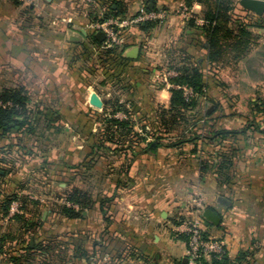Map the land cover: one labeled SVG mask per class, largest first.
I'll return each mask as SVG.
<instances>
[{"label": "crops", "instance_id": "1", "mask_svg": "<svg viewBox=\"0 0 264 264\" xmlns=\"http://www.w3.org/2000/svg\"><path fill=\"white\" fill-rule=\"evenodd\" d=\"M116 2L125 13L105 20L127 24L116 28L122 41L109 46L104 44L105 37L97 43L90 38L97 32L90 24L99 22L91 19L90 8L101 15L99 0H37L28 7L0 0V91L24 86L30 104L41 105L47 115L54 113L59 124L55 139L38 142L43 153L17 159L2 180L9 191L37 202L29 204L25 213H39L43 222L35 242L57 236L62 247L79 245L86 252L74 260L66 257L61 264H188L186 242L178 236L181 223L175 220L178 215L187 218L190 199L201 196L203 210L211 208L220 217L217 226L204 220L206 233L224 243L230 260L236 261L243 252L247 257L238 264H264V135L250 131L234 139L233 184L220 182L212 170L202 172L198 156L206 157L204 151L213 148L203 146L197 156L190 143L153 145L147 152L146 140L135 146L134 156L108 144V149L95 147L92 161L84 164L98 131L96 114L109 112L106 101L126 102L136 120L152 117L159 106H168L171 84L167 77L177 74L173 66L182 65L184 57L202 62L208 95L218 105L217 126L239 129L244 117L251 115V102L264 98V26L258 24L264 13L257 15L235 0L234 18L250 23L247 28L254 44L243 59L215 66L213 74L204 61L206 39L188 25L192 13L197 14L196 25L203 23L201 4ZM144 10L161 12V16L145 29L139 27L145 23H129ZM70 33L81 39H69ZM133 45L139 46L138 56L125 58L120 66L118 54L124 57ZM109 47L116 52L104 55L103 49ZM93 95L101 107L91 103ZM110 116L128 118L122 111ZM136 124L134 130L140 132ZM3 142L0 138V146ZM55 187L59 195L72 187L86 191L90 206L73 219L53 213ZM220 196L228 205L218 203ZM12 215L0 212L1 232L16 231ZM28 238L30 242L34 237ZM65 247L63 251L71 255L72 250ZM44 257L36 255L31 263L21 260L18 264H36ZM0 264L14 263L0 255Z\"/></svg>", "mask_w": 264, "mask_h": 264}, {"label": "trees", "instance_id": "2", "mask_svg": "<svg viewBox=\"0 0 264 264\" xmlns=\"http://www.w3.org/2000/svg\"><path fill=\"white\" fill-rule=\"evenodd\" d=\"M101 1L99 15L96 8H90V17L93 21H103L109 17H120L125 13L122 6L116 0H99ZM194 3L201 4L202 20L201 25H196L197 14L192 13L188 20V25L196 27L207 41V54L204 59L210 67L213 74H216L218 65H232L243 59L250 51L254 44V36L248 30L249 22L234 18V8L232 0H184L187 7ZM115 5V6H113ZM101 16V17H100ZM249 15H246L248 17ZM258 23L264 26V17H259ZM153 21L140 24V28H148ZM93 42H98L94 33L90 36ZM100 44V43H98ZM115 47L103 49V54L115 53ZM120 66L128 59L118 54ZM184 63L179 66H173L177 74L170 76L168 81L170 97L168 106H159L156 109L154 117H144L135 119L130 105L126 102H119L117 98L106 101L105 106L109 109L105 115L96 114V120L99 123L98 131L94 135L92 151L86 157L84 164L92 161L96 149H108V144L114 145L115 149L126 154L134 156L135 146L146 140L145 149L151 150L150 146L164 145L166 147H179L182 144H191V152L197 156L203 151V146L209 149L204 156H198L200 169L202 172L212 170L218 179L233 184V164H234V139L237 135L246 136L248 132L255 131L264 135V98L258 96L251 102V115L244 117L242 126L239 129H228L217 126L215 117L218 105L208 95L207 86L203 79L202 65L197 61H190L183 58ZM117 68V65H115ZM107 72H105L106 74ZM184 88L191 90L186 94ZM205 98V100H204ZM208 103L212 106L208 108ZM117 111L124 112L128 118L119 119L110 114ZM138 123L141 131L134 130ZM43 124V127L38 125ZM50 131V133H49ZM59 131V124L54 113L47 115L43 108L39 109L38 105L30 107V96L24 86L3 87L0 91V138L4 141L0 146V212L6 216L9 207L13 201H19L18 212L10 218L18 224L16 231L1 232L0 230V255L6 256L7 259L18 264L21 260L31 263L33 256L44 255L36 264H61V260L68 257L74 260L78 256H85L86 252L81 246L73 247L64 246L71 249L72 254L67 255L63 251L62 242L56 241V237L36 240L37 229L43 222L39 213H33L31 216L26 215L29 204H35L36 201L30 199L27 195H18L17 192L9 191L5 188L3 178L14 169V163L17 159L25 156L38 157L43 153L42 147L38 142L49 141L53 133ZM18 133L25 135H35L36 146H27L18 137ZM135 143V144H134ZM229 143V146L225 144ZM113 146V148H114ZM41 156H43L41 154ZM40 156V157H41ZM64 200L71 205L54 204L53 213L67 217L69 219L77 218L82 211L90 206V197L88 193L77 187H72L62 193ZM223 197V196H222ZM62 199L61 196L57 197ZM76 204L79 209L72 205ZM188 218V217H187ZM186 216L178 215L175 224H180L187 219ZM29 235L33 238V245H30ZM178 236L187 241V236L179 233ZM55 260L52 259L55 256ZM247 255L240 252L237 262L241 263ZM232 261L225 253L224 256L217 259L207 260L201 258L198 264H231Z\"/></svg>", "mask_w": 264, "mask_h": 264}, {"label": "built area", "instance_id": "3", "mask_svg": "<svg viewBox=\"0 0 264 264\" xmlns=\"http://www.w3.org/2000/svg\"><path fill=\"white\" fill-rule=\"evenodd\" d=\"M25 7L33 5L37 0H15ZM161 16V12L144 10L133 16L129 23H146L156 20ZM126 21L118 22L117 20H103L90 24L94 31H102L105 34V45L112 43H120L121 38L117 36V29L124 26ZM172 75V74H170ZM186 94H190L191 90L184 88ZM67 205H71L67 202ZM188 218L179 225L178 231L187 236L186 255L188 264H198L201 258L207 260L221 259L225 254L224 243L206 233V225L202 217L204 200L201 196H194L188 203ZM75 206V205H73ZM18 211V202L14 201L9 207V213L14 214ZM178 228V227H177Z\"/></svg>", "mask_w": 264, "mask_h": 264}, {"label": "water", "instance_id": "4", "mask_svg": "<svg viewBox=\"0 0 264 264\" xmlns=\"http://www.w3.org/2000/svg\"><path fill=\"white\" fill-rule=\"evenodd\" d=\"M239 3L243 8H245V9H247V10H249V11H251L257 15H262L264 13V0H239ZM80 32H81V34L86 35V32L84 29H81ZM94 35L99 41H102L105 37V34L102 31H97V32H95ZM68 38L72 39V40H80L81 35H75L73 33H70L68 35ZM138 53H139V46L133 45V46L128 47L124 51L123 56L125 58L134 59L138 56ZM91 103L97 107H101V105H102L101 101L98 99V97L96 95H93L91 97ZM154 144L155 143H152V146ZM61 185L64 186L63 183ZM217 201L220 205H223V206H226L229 203L222 196L218 197ZM202 217L206 221V224L211 223V224L217 226L219 224V221H220V217L217 214H215L211 208H205L202 212ZM30 245L31 246L33 245L32 239L30 241ZM231 264H238V263L236 261H234Z\"/></svg>", "mask_w": 264, "mask_h": 264}, {"label": "rangeland", "instance_id": "5", "mask_svg": "<svg viewBox=\"0 0 264 264\" xmlns=\"http://www.w3.org/2000/svg\"><path fill=\"white\" fill-rule=\"evenodd\" d=\"M233 1V4H234V2H235V0H232ZM136 15V14H135ZM168 76V75H167ZM166 76V77H167ZM167 78H169V77H167ZM18 86H20V85H18ZM26 89V88H25ZM31 106H33V105H31L30 104V107ZM41 106V105H40ZM39 106V109H41L42 107H40ZM153 117H154V115H153ZM39 127H43V124H40V125H38ZM18 138L24 143V144H26L27 146H36L35 145V140L37 139V137H35V135H33V136H29V135H25V134H23V133H18ZM51 138H56V136L55 135H52V136H50ZM88 174H89V172H88ZM55 188H57V187H55ZM55 188H53V193H52V197H54L55 198V200H53V204L51 205L50 204V206H51V208L52 207H54V204H56V205H61V204H66L67 205V201L66 200H64V197L62 196V193H61V195H59L58 194V192H60V189H55ZM59 196H61L62 197V200H59L57 197H59ZM70 203V202H69ZM73 205H75V206H73ZM72 206L74 207V208H76V209H79L78 208V206L76 205V204H73ZM67 206H69V205H67ZM52 238V237H51ZM56 239V241L58 242L59 241V239L58 238H55ZM54 257H56V255L55 256H53L52 257V259L53 260H55V258ZM55 262H57L56 264H58V259H57V261H55Z\"/></svg>", "mask_w": 264, "mask_h": 264}]
</instances>
